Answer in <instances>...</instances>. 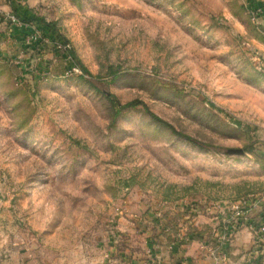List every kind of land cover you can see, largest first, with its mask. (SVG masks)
Here are the masks:
<instances>
[{
  "label": "rangeland",
  "instance_id": "rangeland-1",
  "mask_svg": "<svg viewBox=\"0 0 264 264\" xmlns=\"http://www.w3.org/2000/svg\"><path fill=\"white\" fill-rule=\"evenodd\" d=\"M6 12L51 42L0 41V264H183L264 224V6L0 0Z\"/></svg>",
  "mask_w": 264,
  "mask_h": 264
},
{
  "label": "crops",
  "instance_id": "crops-1",
  "mask_svg": "<svg viewBox=\"0 0 264 264\" xmlns=\"http://www.w3.org/2000/svg\"><path fill=\"white\" fill-rule=\"evenodd\" d=\"M249 4L251 8L264 6V0H249ZM3 8L6 11L8 10L6 7ZM249 212L250 209L247 208L248 218ZM233 232L234 230L232 228L228 229V235H224V237L222 235L220 238V241L223 244L225 243V252L223 254H218L216 251L212 252L213 255L200 252L194 255V257H190L183 264H264V245L262 246V250L258 249V246L255 245L257 233L254 230H248L247 227L246 229L239 230L235 234Z\"/></svg>",
  "mask_w": 264,
  "mask_h": 264
},
{
  "label": "built area",
  "instance_id": "built-area-1",
  "mask_svg": "<svg viewBox=\"0 0 264 264\" xmlns=\"http://www.w3.org/2000/svg\"><path fill=\"white\" fill-rule=\"evenodd\" d=\"M263 12V9L261 8H256L252 10V13L255 15L254 18L258 17L260 13ZM0 20L2 22L0 23H5L6 28L4 30L0 29V41L4 39L5 36L11 37L16 29H30V33L25 36V41L27 42H41L42 46L44 45H49L48 43L51 42L49 38L44 37V35L39 31L34 28L33 25H31L28 22L23 21L19 16L14 13V12H6L2 13L0 16ZM1 25V24H0ZM53 48L56 51V53L61 52V54L67 53V50L70 48L69 44H64L63 41L60 39L55 40L52 42ZM68 58H71V56L68 55ZM255 60L258 61L259 64L262 65V59L260 56L255 55ZM79 67L73 66L72 69L77 70ZM235 209V216L238 218H242L245 221L248 220L247 216V205L245 202H239L233 206ZM241 219V220H242ZM247 226L251 228L252 230L256 231L257 239L260 242L264 241V224H261L259 226L254 225L253 223H247ZM231 229V228H230Z\"/></svg>",
  "mask_w": 264,
  "mask_h": 264
},
{
  "label": "trees",
  "instance_id": "trees-1",
  "mask_svg": "<svg viewBox=\"0 0 264 264\" xmlns=\"http://www.w3.org/2000/svg\"><path fill=\"white\" fill-rule=\"evenodd\" d=\"M16 14H17L18 16H20L18 13H16ZM19 18H21V19H22L23 21H25V22H33V21H35V19H26V18H24V17H22V16H20ZM36 21H37V20H36ZM47 29H48V28H47ZM60 40L63 41L64 44H68V43H66V42H67L66 39L64 40V39H61V38H60ZM68 55L72 57L71 48H69V49L67 50V53L62 54L61 56H63V57H68ZM78 66H79V69H82V68H83V70L86 71V68H84V67H80V66H82V65H78ZM109 97L112 98V99H114V100H117V99H116V96L113 95V94H110ZM118 104H121V103H118ZM142 104L144 105V103H142ZM134 105H136V103H134V102H130V103H127V104H124V105H121V106H122V108H127V107L134 106ZM153 116H154L155 119H157V120H159V121H162V119L159 118V117H157L156 115H153ZM185 138H187V139H189V140L195 142V140H194L192 137H190V136H185Z\"/></svg>",
  "mask_w": 264,
  "mask_h": 264
}]
</instances>
